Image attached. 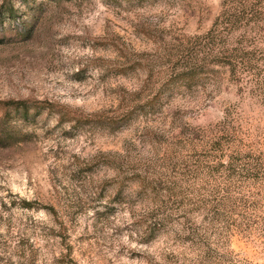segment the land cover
<instances>
[{
    "label": "rangeland",
    "instance_id": "374dc122",
    "mask_svg": "<svg viewBox=\"0 0 264 264\" xmlns=\"http://www.w3.org/2000/svg\"><path fill=\"white\" fill-rule=\"evenodd\" d=\"M0 264H264V0H0Z\"/></svg>",
    "mask_w": 264,
    "mask_h": 264
},
{
    "label": "trees",
    "instance_id": "16d2710c",
    "mask_svg": "<svg viewBox=\"0 0 264 264\" xmlns=\"http://www.w3.org/2000/svg\"><path fill=\"white\" fill-rule=\"evenodd\" d=\"M210 34H211V33H210ZM213 39H214V40H218L216 37H213ZM214 40L212 41L213 43L215 42ZM216 44H217V43H216ZM8 105H9V104H8ZM18 105H19V104H17L16 108L19 107ZM20 106H21V105H20Z\"/></svg>",
    "mask_w": 264,
    "mask_h": 264
}]
</instances>
